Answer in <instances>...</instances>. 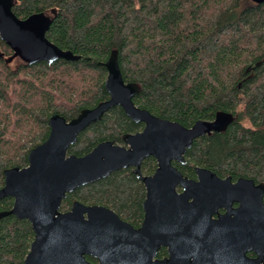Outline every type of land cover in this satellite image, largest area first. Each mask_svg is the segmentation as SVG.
<instances>
[{
  "label": "trees",
  "instance_id": "1",
  "mask_svg": "<svg viewBox=\"0 0 264 264\" xmlns=\"http://www.w3.org/2000/svg\"><path fill=\"white\" fill-rule=\"evenodd\" d=\"M11 11L18 19L49 16L45 38L78 59L6 62L11 51L0 41V188L2 172L25 167L30 149L46 139L50 116L69 121L108 98L103 64L112 51L122 81L138 87L135 107L184 128L219 112L232 116L224 131L195 139L183 165L172 163L182 176L194 179V168H201L264 185V2L13 0ZM141 128L113 107L78 134L67 154L83 156L104 141L121 145L123 135ZM155 167L148 157L140 173L149 176ZM143 199L142 184L127 168L66 194L59 210L75 201L102 206L137 228ZM11 206V198L0 200V212ZM32 238L27 221L2 217L0 264H22Z\"/></svg>",
  "mask_w": 264,
  "mask_h": 264
},
{
  "label": "water",
  "instance_id": "2",
  "mask_svg": "<svg viewBox=\"0 0 264 264\" xmlns=\"http://www.w3.org/2000/svg\"><path fill=\"white\" fill-rule=\"evenodd\" d=\"M12 6L13 0H0V41L11 51L6 62L50 65L78 59L45 38L49 16L36 13L18 19ZM103 66L108 98L69 121L50 116L47 137L30 149L26 166L2 172L0 200L9 197L12 206L0 212V219L12 215L25 220L33 234L22 264H91L84 256L97 264H264V185L247 179L232 184L201 168H194L191 180L172 165H183L192 142L224 131L232 116L219 112L211 121H197L189 128L156 118L132 103L138 87L122 81L114 51ZM113 107L142 124L141 130L123 135L122 145L104 141L83 156L67 154L78 134ZM148 157L156 167L151 175L142 176L140 165ZM127 168L144 189L138 228L102 206L75 201L69 210H59L66 194ZM160 247L167 258L152 260Z\"/></svg>",
  "mask_w": 264,
  "mask_h": 264
},
{
  "label": "flooded vegetation",
  "instance_id": "3",
  "mask_svg": "<svg viewBox=\"0 0 264 264\" xmlns=\"http://www.w3.org/2000/svg\"><path fill=\"white\" fill-rule=\"evenodd\" d=\"M120 145V144H119ZM122 145V144H121ZM184 177V176H183ZM186 178V177H185ZM227 178V177H226ZM221 179V178H220ZM224 179V178H223ZM191 180H195V176H194V179H191ZM236 181V180H235ZM235 181H231L230 180V182L233 184ZM237 207V204H235V203H233L232 205H231V208L232 209H234V208H236ZM61 212H63V211H61ZM218 214L219 215H222V214H224V210L223 209H218ZM138 228V227H137ZM160 249H164V254L163 255H160V256H158V252H159V250ZM246 256L247 257H249V258H253L254 257V255L252 254V253H246ZM86 257H88V258H91V259H93L92 257H89V256H84V259L86 258ZM164 258H167V253H166V249L165 248H163V247H160L158 250H157V252H156V254H155V256L153 257V259L152 260H162V259H164ZM94 260V263H91V262H89V263H91V264H97V261L95 260V259H93ZM85 261H87L86 259H85ZM88 262V261H87Z\"/></svg>",
  "mask_w": 264,
  "mask_h": 264
},
{
  "label": "rangeland",
  "instance_id": "4",
  "mask_svg": "<svg viewBox=\"0 0 264 264\" xmlns=\"http://www.w3.org/2000/svg\"><path fill=\"white\" fill-rule=\"evenodd\" d=\"M15 64H16V61H14V62L12 63V67H13Z\"/></svg>",
  "mask_w": 264,
  "mask_h": 264
}]
</instances>
